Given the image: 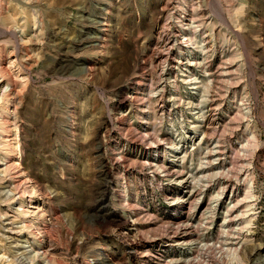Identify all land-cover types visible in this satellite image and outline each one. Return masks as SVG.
Returning <instances> with one entry per match:
<instances>
[{"label": "rangeland", "instance_id": "rangeland-1", "mask_svg": "<svg viewBox=\"0 0 264 264\" xmlns=\"http://www.w3.org/2000/svg\"><path fill=\"white\" fill-rule=\"evenodd\" d=\"M162 1L0 0V54L8 68L0 80L14 85L9 95L0 87V109L15 105L10 153L57 215L47 227L56 248L50 264H178L172 261L191 253L172 234V215L178 213L197 218L199 236L242 241L235 253L219 247L197 251L199 264H264V0L186 2V14L193 9L197 19H207L199 21L197 39H205L206 66L216 77L208 88L213 105L206 138L219 140L231 167L221 179L222 194L217 196L221 184L214 178L190 211L177 199L182 188L144 164H167L173 156L164 144L155 151L144 143L143 125L168 140L183 135L191 149L187 89L171 82L179 76L177 49L166 43L179 37L183 3ZM15 28L18 34L10 32ZM26 56L31 65H24ZM161 71L170 77L155 96L150 91L160 88ZM136 94L138 101L131 98ZM1 185L0 180V264H30L25 246L32 238L22 242L27 231L7 229L6 217L20 215L9 211L11 200ZM235 198L242 201L231 227L237 220L243 227L225 235L220 225ZM208 206L215 210L206 220L201 213Z\"/></svg>", "mask_w": 264, "mask_h": 264}, {"label": "bare ground", "instance_id": "bare-ground-1", "mask_svg": "<svg viewBox=\"0 0 264 264\" xmlns=\"http://www.w3.org/2000/svg\"><path fill=\"white\" fill-rule=\"evenodd\" d=\"M167 1L166 0L162 1L163 3L161 5L163 6L165 3L167 4L168 3ZM181 2L183 3L182 4L183 8L181 10L182 14L179 17V20L177 21L178 22L177 31L179 32V37L173 36V38L171 37L169 39H166L167 40L166 43L167 45H169L168 49L174 46L177 49L176 68L179 70V76L178 75L174 76L171 82L175 81V84H177L178 81H180L184 84V87L187 89L185 107L189 111V114H190L189 123L191 124V126H190V130L187 131L188 134L186 137H188L189 139L191 149H187L185 147V144H184L185 139L183 138L184 137L183 135H182L183 137L182 136L179 137L177 134L176 137L178 138L168 140V138L165 137L163 134L153 135L152 133H150V131H148L145 125H143L142 127L143 132L141 131L142 132L141 138L143 139L145 144L147 143L153 144L152 146L155 151H157V149L161 146V144L166 145L165 146L166 150H168V152L171 153L173 156L172 159H170V162L166 164L163 161L161 163H159V161H156V162H147L144 164L149 169H153L154 171L156 170L161 171L163 175L168 176V178L174 181L178 185V187L182 188L181 190L178 191L177 199L179 201L180 207L187 208L190 211L191 208L197 205L198 195L199 197L204 196L205 188L214 178H220L218 182L221 184L220 186L221 189L220 191H216V193H217V196L219 194L220 195L222 194L224 187H226V182L224 184V182L221 181V179L223 178V176H225V174H226V177H228L227 175L231 173L230 172L231 167H228L226 165V161L222 157L224 153H222V148H221L219 140L216 139L212 141V140H207L206 138L207 137L206 131L210 128V124H211L210 121L207 122L208 112L212 109V105H213L212 97L210 96V90L208 88L211 86L213 80L216 77L213 78L215 71L213 72L211 68L206 66V63L208 64L209 61L208 62L205 61L206 55H207V46L205 43V39L200 38L198 40L197 37L200 36L199 32L201 29L199 21H202V23H205L207 19L205 20L197 19V15L199 13L194 14V12H197V11L193 9H192V12H193L192 15L186 14L187 9H188L186 7L187 0H181ZM189 2L194 3L196 1L189 0ZM218 8H219L220 17L223 20L224 14L222 10H220L221 7H218ZM223 21L226 22V19ZM209 22H211V20ZM100 25H103V23H100L99 26ZM10 32L12 33L14 32V34L19 33V31L16 28L12 29V31ZM183 56H189L191 58L183 62ZM2 58H3V54H0V73H6L8 68L5 66L6 64L4 65V63L2 62L3 61ZM10 58H9V61L11 60ZM31 58H32L31 56H26L25 63L23 62L24 65L30 64L32 62ZM58 65L60 67L64 66L62 60L59 62ZM200 68H203L202 71L200 70ZM166 75L167 73L165 71H161V74L159 75L160 76L159 80L160 81L162 80L161 84L159 85L160 88L153 89L150 91V92H153L155 96L161 95L162 92L164 91L166 87L165 79H168L170 77L167 75L168 77L165 78ZM137 83L139 84V82ZM13 86L14 85L10 79L0 80V87H2L3 90L5 89V91H7V95L11 94L8 91H11L13 89ZM200 88H202L201 98L203 99L198 101L197 91ZM13 94L17 97L19 96L18 93H13ZM131 98H133V100L135 101H138L141 99V96L136 94L132 96ZM14 99H15L14 97L10 98V101L12 102V100ZM10 101L8 103H11ZM173 101L178 102V100H175L174 97H173L172 102ZM183 101H184L183 97H181L179 99V102H183ZM5 107L6 108L3 110H1L2 108L0 109V180L2 184L1 187L4 189H7L6 191L9 192V194L5 192L6 199L11 200V202L8 205L9 211L17 212L20 215L19 219H15V216H13V219H15L14 221L11 220V217H6V219L9 220L7 223L8 225L7 229L10 231L11 229H16L15 232H18V233L23 230L27 231L28 233L27 237H22V239H20V241L22 242H29V238H32V243L31 244L26 243L27 245L25 246V247H29L28 252L32 254V256H30L32 257L30 264H50L52 261V256H54L53 253H55L54 251L56 250V248L52 247L53 235H51L52 237L49 235L48 233L49 228L47 231V227L49 224L51 225L52 223H54L55 222L54 220H57V215L54 209L52 210L50 207H49L50 209L47 208V206H45V204L43 203V200H44L43 197L45 196H43L42 194H38V195L35 194L36 190L34 188V185H32L33 183H31L28 177V174L24 171L23 168L20 167L19 161L15 159L14 155L10 153L14 149V144L12 143L13 138L11 137L12 135L11 128L14 125H16L15 116H14L15 115L14 110L16 109H14L15 105L12 110L8 108L7 106ZM143 115L144 116L142 118L146 119L147 116H145V114ZM143 122L147 123V121L145 120H143ZM198 132H201L200 137L197 136ZM231 164H232V161H231ZM241 170H243V168H241ZM243 173L244 171L243 172L241 171V174ZM5 193L3 194L5 195ZM37 197H42V198H37ZM26 198H28V200H26ZM241 201H242V198L241 199L235 198V199L230 200L229 206L226 208V211H225L224 220L222 224L220 225L222 234L228 235L229 233H232V232L237 233V231L243 227V226L242 227L239 226L240 222H238V220L236 221L237 225L235 227H231L232 221L234 220L231 217V215L239 207H241L239 206V203ZM251 204L253 205V203H249L248 205H246L249 207V210L253 209V207L250 206ZM214 210L215 208L208 206V208L205 209V211L202 212L201 215H205V219L207 220L212 217ZM47 212H48V217L46 218V216L42 215V213L46 214ZM5 214L7 213L5 212ZM172 219H171L173 221L172 224L174 225V227H172L174 228V231H172V234L176 233L180 235L181 237V239H179L178 242L176 241L177 245L179 247L187 246L191 252L184 259L182 258L175 259L172 261V263L199 264V262L197 261V251L202 252V250L204 251L207 249L209 250L210 248H213V247H219V248H223L227 250L231 249L235 253V252H238L240 250V247L242 246V241L241 242L240 241L239 242H236V241L226 242V239L228 238H224L223 240L225 241H222V240L214 239V237L211 238L209 236H203L202 234L199 236L197 232V223H198L197 218L192 217V215H190L189 213H187L186 215L181 214V213H178L177 215H172ZM198 220L200 219L198 218ZM169 227L171 226L169 225ZM169 227L167 226V228ZM31 234H33L34 236L36 235L38 236L37 242L34 240V237ZM244 244L245 243H243V245ZM131 245L134 246V244H131ZM224 245L226 246L225 248L222 247ZM194 252L195 254L193 255ZM81 262H79L78 264H82ZM85 264H88V263L85 262Z\"/></svg>", "mask_w": 264, "mask_h": 264}]
</instances>
